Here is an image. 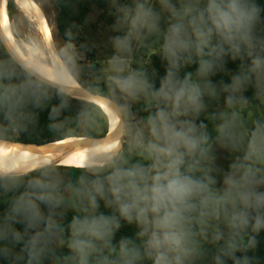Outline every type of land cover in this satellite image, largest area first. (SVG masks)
Here are the masks:
<instances>
[{
	"label": "clouds",
	"instance_id": "1",
	"mask_svg": "<svg viewBox=\"0 0 264 264\" xmlns=\"http://www.w3.org/2000/svg\"><path fill=\"white\" fill-rule=\"evenodd\" d=\"M108 3L105 89L85 84L90 47L72 27L62 42L0 27V143L18 145L45 110L52 132L95 141L80 165L30 152L12 167L26 146L0 159V264H259L249 253L264 232V117L247 121L241 109L264 102V6ZM157 35L162 76L130 63ZM80 88L92 96L73 120L64 113ZM67 167L80 174L66 178ZM125 224L136 230L117 240Z\"/></svg>",
	"mask_w": 264,
	"mask_h": 264
},
{
	"label": "trees",
	"instance_id": "2",
	"mask_svg": "<svg viewBox=\"0 0 264 264\" xmlns=\"http://www.w3.org/2000/svg\"><path fill=\"white\" fill-rule=\"evenodd\" d=\"M97 5H99L101 8H105V10L110 9L109 8V3L108 0H95ZM257 2L261 5L264 6V0H257ZM8 13H10L12 6H15V3L13 0H9L8 2ZM89 13V8L88 6L83 3L80 2L78 0H57V4H56V25H57V29L61 35V37L63 39H65V33L66 31L72 27L73 31L76 33V39L75 42H77V46L79 47L81 44H88L90 47V50L87 51L86 53V59L88 61H90L88 67L92 69V67L90 66V64H92V62L95 59V47L89 43L87 40H85L84 38H82L80 36V28L82 27V25L84 24V22L87 19ZM75 26V27H73ZM159 36H155L152 37L145 46L140 48V55L142 57H147L148 56V51L149 50H155L158 48L159 46ZM3 53L0 52V56H2ZM137 59H140L139 56ZM150 62L152 65V69H156L157 72L159 73L160 76H162L164 74V65L161 62L159 55H155L152 54L150 56ZM228 68L231 69L233 72L236 70L237 68V64L236 63H232L229 62L228 64ZM88 70L86 69L84 72V77L83 80L85 82L86 85H91L94 86L98 89H105V83L104 81H100L97 74H88L87 72ZM223 78L225 80L228 79L227 75L224 74H220L217 77H214L213 79H220ZM86 90H88L87 88H84ZM247 95L249 97L252 96V90L249 89ZM56 101H53V103H55ZM87 101H82V100H78L73 98L70 102V108L68 109L67 112L64 113V115L68 116L69 118L75 120L76 116L78 113H80L86 104ZM252 107H256L258 104V100L253 96L252 100ZM143 104H138L137 106L134 107L135 112L137 113V117H143L145 115V113L142 111L143 109ZM202 119H207V114H205L204 116H202ZM48 112L47 110L45 111H41L39 113V123L37 126H35V128L33 130H31L29 133L26 134H21L18 137H13V139H18V141L20 143H24V144H36V145H44V144H50V143H54V142H60V141H64L67 139H77V138H83V137H79V136H72V135H68V136H60L59 134H56L54 132H52L49 128H48ZM74 126V125H73ZM213 127V124L211 121H209V130H211V128ZM87 140V139H85ZM62 172L65 173L66 178L68 179H74L75 177H77L80 172L78 170V168H74V167H67V168H63L61 169ZM6 204V200L4 199H0V208H2L3 206H5ZM71 213L69 214V219L71 218ZM135 227L134 226H130L125 224L122 229L120 230V232L117 233V237L116 239L118 240L120 238L121 235H126V236H132L135 232ZM260 243L257 247V249L255 250L254 253H249L250 255H255L258 260H259V264H264V232H262L259 237H258Z\"/></svg>",
	"mask_w": 264,
	"mask_h": 264
},
{
	"label": "rangeland",
	"instance_id": "3",
	"mask_svg": "<svg viewBox=\"0 0 264 264\" xmlns=\"http://www.w3.org/2000/svg\"><path fill=\"white\" fill-rule=\"evenodd\" d=\"M14 1V0H13ZM32 7L36 8L46 19L51 29L52 35L55 34L56 39L62 42V37L57 29L56 25V4L57 0H24ZM85 3L89 8V13L86 21L80 28V36L87 40L95 47V59L90 64L93 72L88 74H97L100 81H104L102 69L105 67L106 58L112 54L110 45L108 44V37L110 35V25L113 22V17L110 15V9L105 10L97 5L95 0H78ZM6 0V10L9 18V22L13 29L18 31L21 35L27 34L33 30L39 33L42 41V34L40 33L37 24L27 17L15 4L16 7L11 8L10 13H8V3ZM15 3V2H14ZM32 21V22H31ZM77 44V42H75ZM146 45V44H145ZM141 48V47H140ZM140 48L136 51L135 55L130 58V63L133 67L137 68H148L152 69L150 62V56L152 54L159 55V46L155 50H149L147 57H142L140 55ZM43 56L44 53L40 48L35 49V53ZM139 56L140 59H137ZM54 58V57H53ZM138 105V104H137ZM137 105H134L137 106ZM245 119L251 121L256 118L264 117V102L258 100L256 107H252V102L244 106L241 109ZM137 119H140L137 117ZM224 167H227L228 159L227 154H222L221 160L219 161Z\"/></svg>",
	"mask_w": 264,
	"mask_h": 264
},
{
	"label": "bare ground",
	"instance_id": "4",
	"mask_svg": "<svg viewBox=\"0 0 264 264\" xmlns=\"http://www.w3.org/2000/svg\"><path fill=\"white\" fill-rule=\"evenodd\" d=\"M17 7L31 20H33L40 31V33L43 36V39L45 42H48L52 38V32L49 27L48 22L46 21L45 17L34 7H32L30 4L25 2L24 0H14ZM32 22V21H31ZM0 27L3 28L5 33H9L10 27L12 28L7 10H6V2L3 4V6L0 8ZM9 38H11V35L9 34ZM54 57V56H53ZM53 61L55 62V57L53 58ZM48 71H51V69H48ZM82 88L76 90L80 91ZM110 130V129H109ZM95 141L91 140H85V139H67L64 141L56 142L51 146L43 147L40 149H34V148H26V151H23L19 154L18 158L12 159V167H17L21 163H26L29 160V153L35 152V153H49V154H56L57 156H63L64 159L60 161L61 164L72 166V165H80L83 163V159L79 155V150L85 146L87 143H94ZM71 146V148H66V150H60L63 147ZM18 147L22 146H7L3 143H0V159H8L11 154H15L18 150Z\"/></svg>",
	"mask_w": 264,
	"mask_h": 264
},
{
	"label": "water",
	"instance_id": "5",
	"mask_svg": "<svg viewBox=\"0 0 264 264\" xmlns=\"http://www.w3.org/2000/svg\"><path fill=\"white\" fill-rule=\"evenodd\" d=\"M76 92H77V94H76V96L74 98L78 99V100L87 101L88 98L92 96V93L90 91L84 89V88H82L80 91H76ZM77 139H85V138H77ZM91 141H93V140H91ZM54 143H56V142H54ZM54 143L44 144V145H36V144H24V143H20L19 142L18 146H22V147L26 146V148L40 149V148H43V147L51 146ZM66 148H71V146L69 145V146L63 147L60 150H66Z\"/></svg>",
	"mask_w": 264,
	"mask_h": 264
},
{
	"label": "snow or ice",
	"instance_id": "6",
	"mask_svg": "<svg viewBox=\"0 0 264 264\" xmlns=\"http://www.w3.org/2000/svg\"><path fill=\"white\" fill-rule=\"evenodd\" d=\"M79 155H80V156H81V158L83 159V153H80Z\"/></svg>",
	"mask_w": 264,
	"mask_h": 264
}]
</instances>
